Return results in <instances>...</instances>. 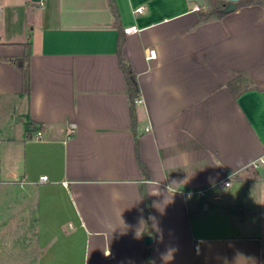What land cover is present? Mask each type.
Instances as JSON below:
<instances>
[{"label": "crops", "instance_id": "crops-1", "mask_svg": "<svg viewBox=\"0 0 264 264\" xmlns=\"http://www.w3.org/2000/svg\"><path fill=\"white\" fill-rule=\"evenodd\" d=\"M112 3L117 21L109 0H0L9 238L33 240L37 264H262L217 192L251 185L264 153V8L199 22L210 0ZM25 56L27 92L10 62Z\"/></svg>", "mask_w": 264, "mask_h": 264}, {"label": "rangeland", "instance_id": "rangeland-1", "mask_svg": "<svg viewBox=\"0 0 264 264\" xmlns=\"http://www.w3.org/2000/svg\"><path fill=\"white\" fill-rule=\"evenodd\" d=\"M253 170L247 174L252 182L249 186H233L230 192H217L222 199L220 204L226 207L232 215L233 234L256 233L258 234L262 246V264H264V171ZM17 203H21V198H17ZM14 197L9 196V185H0V264H37L35 245L33 240L28 239V243L23 244L21 238H9V218L14 216ZM245 207L240 209V206ZM247 209L257 211L255 217L246 213L247 219L240 221L238 214ZM19 212V211H18ZM21 215V213H18ZM206 224L218 223V218H211V213L205 214ZM222 223V222H221ZM259 224V227L256 225ZM27 250L23 252L22 248Z\"/></svg>", "mask_w": 264, "mask_h": 264}, {"label": "trees", "instance_id": "trees-1", "mask_svg": "<svg viewBox=\"0 0 264 264\" xmlns=\"http://www.w3.org/2000/svg\"><path fill=\"white\" fill-rule=\"evenodd\" d=\"M111 10L115 15V21H117L116 11L113 6L112 0H109ZM225 2L223 0H210L211 9L206 13L199 14V22L209 20L211 18H220L223 14L220 12ZM249 5H258L264 8V0H241L237 3V8L241 6H249ZM120 35L118 37V64L121 70V73L125 79L126 89H127V99L129 104L132 106L133 101L138 98L137 85L135 81V77L130 71L128 64L120 57ZM12 64L17 65L18 69L22 73L23 77V90L27 92L28 90V68H27V56H25L20 61H10ZM233 88H237L239 93L241 92L240 88L242 86V76L238 75L235 78V81L232 83Z\"/></svg>", "mask_w": 264, "mask_h": 264}, {"label": "built area", "instance_id": "built-area-1", "mask_svg": "<svg viewBox=\"0 0 264 264\" xmlns=\"http://www.w3.org/2000/svg\"><path fill=\"white\" fill-rule=\"evenodd\" d=\"M198 10V8H197ZM141 9H137V12H140ZM135 31L134 28H130V29H125L124 32L125 33H129V32H133ZM142 101L140 99H135L134 100V103L135 104H139L141 103ZM40 137V133L39 132H36V138ZM249 167L255 171H259V170H262L264 171V153L258 157L257 159H255L254 161H252L250 164H249ZM47 181V177L46 176H43V177H40L39 178V182H46ZM225 185L227 186L228 183H225Z\"/></svg>", "mask_w": 264, "mask_h": 264}, {"label": "water", "instance_id": "water-1", "mask_svg": "<svg viewBox=\"0 0 264 264\" xmlns=\"http://www.w3.org/2000/svg\"><path fill=\"white\" fill-rule=\"evenodd\" d=\"M187 1L190 3H194L198 9L203 7V0H187ZM223 1L225 2V4L220 10V12L222 14H228L235 11L237 3L241 0H223ZM150 243H151V238L149 236L145 237V244L148 245Z\"/></svg>", "mask_w": 264, "mask_h": 264}]
</instances>
